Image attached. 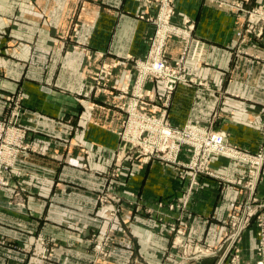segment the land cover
Returning <instances> with one entry per match:
<instances>
[{
  "label": "crops",
  "instance_id": "crops-1",
  "mask_svg": "<svg viewBox=\"0 0 264 264\" xmlns=\"http://www.w3.org/2000/svg\"><path fill=\"white\" fill-rule=\"evenodd\" d=\"M175 1L173 22L192 20V34L206 40L209 51L202 61L186 62L185 80L168 104L162 80L150 79L145 91L157 101L143 106L155 114L166 110L174 125L222 130L240 148L264 153V20L254 14L264 12V0H247L258 6L248 11ZM153 3L0 0V117L20 88L21 125L30 143L19 155L26 172L12 180L24 209L9 208L16 189L0 185V264H171V226L181 227L184 216L192 237L220 247L194 264H231L235 255L234 264L259 259L255 220L238 238V252L226 258L223 246L234 208L251 195L264 204V161L253 176L249 162L219 155L211 160L213 175L193 177L182 165L121 154L124 105L136 59L150 50ZM244 25L263 36L245 38L237 49ZM174 38L166 49L170 59L181 50ZM181 159L188 160L185 151ZM109 184L116 197L135 193L141 206L121 205L117 219L125 232L117 229L110 257L96 261L90 237L107 225L99 198ZM187 189L188 204L182 203Z\"/></svg>",
  "mask_w": 264,
  "mask_h": 264
},
{
  "label": "built area",
  "instance_id": "built-area-1",
  "mask_svg": "<svg viewBox=\"0 0 264 264\" xmlns=\"http://www.w3.org/2000/svg\"><path fill=\"white\" fill-rule=\"evenodd\" d=\"M254 14L264 20L263 11L256 9ZM172 27L173 24H171ZM156 35L160 36L159 44L155 46L152 43L148 55L135 62L133 85L130 91V100L127 102L129 106L126 108L128 113L127 123L125 122L123 130V135L125 133L129 134V138H124L125 151L128 153H144L148 157L147 160L159 158L165 163L182 165L186 170L190 171L193 177H197L201 173L213 175L214 172L210 170L212 158L226 155L249 162L256 169L252 173L255 176L264 161L263 152L252 154L240 148L230 142L227 134L222 130L210 129L191 123L184 126L174 125L170 122L166 110L162 115L156 116V114L143 106V103L150 99L145 91V86L150 79L162 80L167 104L177 84L185 80L182 63L179 60L173 61L163 56L162 42L165 39V35L161 34L159 30L156 31ZM161 36H164L162 40ZM21 136L17 139V144L20 146L19 139ZM18 150L13 155V160L15 161H17ZM183 151L188 156L186 161L181 159ZM8 165V163L0 164L2 166V181ZM19 165L21 164L19 163ZM248 184L250 187H254L253 180ZM256 200V197L251 195L234 208L233 215L235 219L233 220L236 222V226L234 227V232L231 233L228 250L232 252L236 249L238 238L255 220L253 217L257 216L258 219L256 218L255 221H257L256 223L260 229L261 240L259 259L256 264H264V204L257 203ZM212 252L213 250H211ZM235 257L237 256L235 255ZM235 262L236 259L231 260V264Z\"/></svg>",
  "mask_w": 264,
  "mask_h": 264
},
{
  "label": "rangeland",
  "instance_id": "rangeland-1",
  "mask_svg": "<svg viewBox=\"0 0 264 264\" xmlns=\"http://www.w3.org/2000/svg\"><path fill=\"white\" fill-rule=\"evenodd\" d=\"M153 14H151V19L153 21L154 25V33L151 36V44L153 43L155 46L159 44L160 40V34L156 35V31L159 30L161 34L165 35V39L163 40V56L165 58H168L166 56V49L168 46V43L170 42L171 38L175 37L174 40H177L179 43V47L181 48L179 56L175 59H170L173 61L179 60L180 63H182L183 66H185L186 62L188 60L191 61H202L204 60L206 56V52L209 51V44L206 43V40L200 39L195 37L193 33V29H190V24L186 26H181L175 22H173L172 18L175 14V7H176V1L175 0H153ZM210 3L215 4L217 7H233L234 9H241L244 8L247 11L253 10L254 8H257V4L252 5L251 2L244 0L246 2V6H240L237 2L232 0H208ZM173 24V27L171 28V24ZM246 25V24H245ZM245 25L242 29H240L237 33V37L239 42L237 41L236 48L239 49L241 46H243V39L247 38V41L251 38V42H254L256 40L255 36L259 37L262 34L255 33L254 30L249 29L248 32L245 31ZM178 30V31H177ZM192 31V32H191ZM244 34H248L247 37L244 36ZM174 32V33H172ZM169 33V34H168ZM168 34V37H167ZM263 36V35H262ZM164 38V36H161V40ZM242 39V40H241ZM148 55V54H147ZM146 55V56H147ZM145 56V57H146ZM142 58H137V60H141ZM11 96H8L10 103V109L8 113L4 117H0V164L8 163V168L5 171L4 178L2 181V166H0V185L4 186H13V188L16 189V192L14 193V196L10 200H6V205L9 208H14L15 210L24 209L25 207V200L23 197V194L21 193L19 186L13 185V178L16 176V174L24 173L25 167L22 165H19V155L24 150L29 149L30 143L27 140L28 139V130L21 125V117L23 116V101H22V92L20 91V88L15 92L11 93ZM125 112L126 117L123 121V127H122V137H121V143H122V151L121 154L128 155L130 154L131 157L134 156V159H140L141 161L147 160L148 157L144 153H138V152H131L128 153L125 151L124 138H129V134L125 133L123 135V130L125 127V122L128 116V113L126 111V108H128L129 103H125ZM152 112L151 110H149ZM165 110H162L159 114H156V116L162 115ZM153 113V112H152ZM155 114V113H154ZM170 120V119H169ZM171 122V121H170ZM127 123V122H126ZM192 124V123H191ZM186 125V124H185ZM22 135L19 139V142L21 143V146L17 144L18 137ZM136 139V138H135ZM2 148V150H1ZM19 149V150H18ZM17 152V161L13 160L14 153ZM159 159V158H158ZM161 160V159H160ZM18 163V164H17ZM120 173H116L115 176H118ZM111 176V175H110ZM192 176V174L190 175ZM187 177V174H186ZM192 180V179H191ZM112 182V181H111ZM16 183V182H14ZM112 186L109 184L107 186V189H105L101 194L99 198L100 208H102L106 213H108V220L107 225L91 234L90 240L95 243L96 248V256L95 260H107V258L110 257L113 249V240L115 238L116 230L121 229V224L118 222V214L121 210V205L123 203H129L134 205L135 207L141 206V203H139L138 199L133 198L131 195H135V193H131V195L124 196L123 194L118 197H116L114 194L113 189L110 188ZM186 193V198L182 203L188 204V202L191 200L190 195ZM159 207H163L164 204L162 202L158 203ZM183 209V206H180ZM172 208V206H171ZM169 208V209H171ZM185 209V208H184ZM148 212H152V208H148ZM184 212V211H182ZM230 219V225H229V232L227 233V236L224 239V242L227 241L224 244L225 248V255L226 258L228 256L231 257L232 252H238V248L230 249L232 252H229V246L231 241V233L234 232V227L236 226V222L233 220L235 219L234 215H231ZM258 219L257 216L253 217ZM179 221V220H178ZM180 221L183 223L181 227L177 225L178 227L171 226L173 224L170 223L171 226V232L173 233V241L172 245L167 248L166 253L167 257L169 256L171 258V264H194L197 261L203 260L207 257L214 256L217 251L216 249L219 248H213L208 241L204 240H197L194 237H192L187 231L188 222L184 216V218H180ZM257 222V221H256ZM258 225V224H257ZM259 227V226H258ZM123 232H125L123 230ZM259 238L261 240V234L259 229ZM207 242V243H206ZM260 247V245H259ZM211 250L213 252L211 253ZM232 259H236V257L233 256ZM231 263V261H230Z\"/></svg>",
  "mask_w": 264,
  "mask_h": 264
}]
</instances>
